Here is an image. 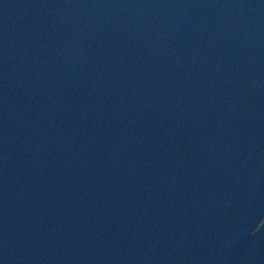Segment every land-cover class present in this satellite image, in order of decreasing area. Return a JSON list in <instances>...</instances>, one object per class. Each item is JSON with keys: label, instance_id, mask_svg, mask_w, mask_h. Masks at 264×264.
I'll list each match as a JSON object with an SVG mask.
<instances>
[{"label": "water", "instance_id": "1", "mask_svg": "<svg viewBox=\"0 0 264 264\" xmlns=\"http://www.w3.org/2000/svg\"><path fill=\"white\" fill-rule=\"evenodd\" d=\"M0 264H264V0H0Z\"/></svg>", "mask_w": 264, "mask_h": 264}]
</instances>
